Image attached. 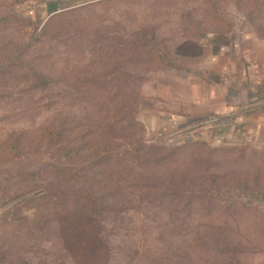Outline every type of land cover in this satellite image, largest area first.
<instances>
[{
    "label": "rangeland",
    "instance_id": "374dc122",
    "mask_svg": "<svg viewBox=\"0 0 264 264\" xmlns=\"http://www.w3.org/2000/svg\"><path fill=\"white\" fill-rule=\"evenodd\" d=\"M37 1L0 0V63L22 50L20 61L30 62L52 81L46 89L33 90H28L29 80L11 78L0 84V93L8 95L0 99V202L20 195L0 208V215L23 194L42 192L54 183V164L44 154L37 152L9 162L3 145L13 136H20L25 144L39 143L43 131L59 117H69L74 126L84 116L99 119L105 113L104 106L87 101L85 95L94 100L92 96L105 98L108 94H97L82 81L99 76L106 63L116 62L120 57L117 45L129 47L131 40L140 39L142 28L154 27L176 53L187 50L190 44L181 32L184 21L180 15L186 12L205 26L214 24L212 16L233 23L227 43L233 34L264 40V0H43L58 6L53 15L48 10L43 15L33 13L31 18L26 17V10L22 15L20 4L29 7ZM212 43L204 60L187 62V73L132 70L126 91L143 98L135 114L143 129L142 140L176 145L206 141L215 149L246 147L244 159L240 151L206 157L204 172L189 165L195 151L189 150L175 163L160 166L155 171L158 175L191 171L190 176L195 177L256 172L264 176V143L242 139L238 135L241 129H236L237 138L226 135L221 141L211 136L213 127H218L215 120L220 118L215 114L216 99L220 106L228 95L226 85H222L227 74H221L220 67L209 61L222 44ZM91 72L100 73L88 76ZM128 191L137 194L142 189ZM154 198H135L132 204H123L121 212L101 218V243L84 242L77 253L96 257L89 264H228L231 260L264 264V214L253 208L246 210L240 203L227 206L192 200L186 204L185 198L162 197V202L155 204ZM65 248L54 225L0 229V264H77Z\"/></svg>",
    "mask_w": 264,
    "mask_h": 264
},
{
    "label": "trees",
    "instance_id": "16d2710c",
    "mask_svg": "<svg viewBox=\"0 0 264 264\" xmlns=\"http://www.w3.org/2000/svg\"><path fill=\"white\" fill-rule=\"evenodd\" d=\"M40 4L46 11H52L50 15L58 9V6H49L45 1L38 0L29 7L20 4V12L25 15L26 10V17L31 18V11ZM209 15H212L211 12ZM191 16V12L180 15V20L184 21L182 37L190 39L187 50L176 53L168 39L158 37L154 27H144L140 39L131 40L129 47L117 45L120 57L116 62L110 65L106 63L103 72H98L99 76L83 79L82 82L97 94H108L105 98L92 96L94 100L85 95L87 101H97L104 106L105 113L99 119L84 116L74 126L70 125L69 117H59L43 131L39 143L25 144L20 136H13L3 145L2 149L6 151L9 162L37 152L44 154V158L54 164V183L42 192L23 194L18 201L7 207L0 215L1 230H20L37 223L47 228L54 225L66 247L65 252L75 256L77 264H89L96 257L78 254V247L89 241L100 244V219L121 212V206L132 204L135 198L142 200L155 197V204L162 202V197L171 200L185 198L186 204L192 200L215 201L227 206L240 203L246 210L253 208L264 214V176L260 173H212L197 177L190 176L191 171H183L178 175L172 171L163 175L155 173L160 166L169 161L175 163L181 154H187L189 150H195L189 165L204 172L203 166H208L206 157L221 151L222 155L240 151L241 159H244L245 145L240 150L237 147L215 149L206 141L176 145L175 142L146 144L142 140L143 129L136 121L135 114L143 98L126 91L127 80L133 77L132 70L172 69L187 73L190 69L187 62L194 60L197 64L204 60L212 41L215 42L212 44L217 42L225 45L234 25L229 20L212 16L214 24L205 26L196 23ZM21 51L0 63V84H6L13 78L18 82L31 81L28 90L48 88L52 81L39 73L30 62H21ZM98 73L91 72L88 76ZM6 97V93H0V99ZM214 135L217 140L223 141L227 130L216 128ZM31 176L36 174L32 173ZM132 187L140 188L142 192L129 193L128 188ZM16 196L20 195L1 201L0 208ZM228 264L239 263L231 260Z\"/></svg>",
    "mask_w": 264,
    "mask_h": 264
},
{
    "label": "crops",
    "instance_id": "0c3cea01",
    "mask_svg": "<svg viewBox=\"0 0 264 264\" xmlns=\"http://www.w3.org/2000/svg\"><path fill=\"white\" fill-rule=\"evenodd\" d=\"M31 12L47 13L42 4ZM249 37L231 35L209 60L212 66L220 67L221 74H227L222 85H226L228 95L219 106L216 97L221 93H216L215 114L220 118L215 122L217 128H226L228 137L239 135L246 141L264 143V40ZM211 136L215 138L214 127Z\"/></svg>",
    "mask_w": 264,
    "mask_h": 264
},
{
    "label": "built area",
    "instance_id": "2783aa9c",
    "mask_svg": "<svg viewBox=\"0 0 264 264\" xmlns=\"http://www.w3.org/2000/svg\"><path fill=\"white\" fill-rule=\"evenodd\" d=\"M14 1H16V2H17V1H21V0H14Z\"/></svg>",
    "mask_w": 264,
    "mask_h": 264
}]
</instances>
